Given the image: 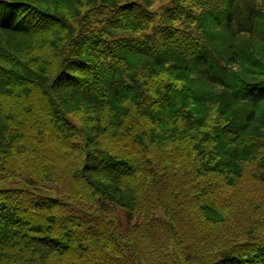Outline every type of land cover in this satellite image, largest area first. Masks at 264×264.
<instances>
[{
  "label": "trees",
  "instance_id": "obj_1",
  "mask_svg": "<svg viewBox=\"0 0 264 264\" xmlns=\"http://www.w3.org/2000/svg\"><path fill=\"white\" fill-rule=\"evenodd\" d=\"M191 216L264 264V0H0V264H164Z\"/></svg>",
  "mask_w": 264,
  "mask_h": 264
},
{
  "label": "rangeland",
  "instance_id": "obj_2",
  "mask_svg": "<svg viewBox=\"0 0 264 264\" xmlns=\"http://www.w3.org/2000/svg\"><path fill=\"white\" fill-rule=\"evenodd\" d=\"M71 111L73 113L78 112V114L83 113V110L80 108H77V107ZM231 148H233V146H231ZM190 161H192V159ZM57 178H58L59 182H61V183L54 182V183L48 184V186H47V188L50 189L52 192H53V190L54 191H62L63 187H65V185L63 183L67 184L70 181V179H71V183H73L72 182L73 178H71V175L69 174V172L67 170L65 172H61L57 176ZM99 181L104 184V186H103L104 191H107L108 193H110L107 196V199L109 202H110V196H111L112 191L114 192L113 194H115L117 196L115 198L116 201H111L110 205H111V208L113 209L114 213L118 217H120L122 221H125L126 220L125 205H123L122 203L119 202V198L123 199L122 195L126 196L128 194V191H130V189L133 187V180L126 179L122 184H120V186H119L120 187V193H118L117 191H114L117 184H114V182L111 178L101 177V179ZM252 189L253 188L249 189L250 193H248V195H247V196H250L251 198L254 197V193H253ZM104 191L100 192L99 195L104 194ZM96 197H98V194ZM208 197L209 196L207 195L204 199H198L191 206V208L194 209L199 205H207L206 201H208ZM238 204H240L239 207L240 206L243 207L242 210H245L246 207H249L248 205L251 203L247 202V201H241V200L239 201L238 200ZM173 205H176V204H173ZM173 207H175V206H173ZM178 208H179V206H178ZM155 214L159 218H162L163 220L166 217V214L162 210L157 211ZM143 220H144L143 218L139 220V218L136 217L134 219V223H137V222L142 223ZM190 220H192V221H189L188 219H186L184 221L177 220L175 222V225L171 228L172 232L176 228H180V230L182 232L181 238H180V235H178L176 237L183 240L184 243L182 242V245H177L180 256H176L175 254H173V253H176L175 251L171 252L170 256H167V254H160L164 264L167 261L169 262V264H217L221 260H223V256L221 254H219L220 252H222L225 249H228L229 247L233 246L235 243H237L240 240L245 242V243H247L248 241H251V239H249V237H242V236H244V234L238 232L240 235L236 233V235L234 234L233 237L225 238V240L223 242H221V241H219V235H218L219 232L217 230L213 229L210 226L209 222H205L206 220H204V221H200V222L196 223L194 226H192V222L193 221L195 222L196 220H194V216H191ZM225 223L227 225L229 224V223H227V220L225 221ZM132 225H134L133 222H132ZM226 229L227 228H225L223 230H226ZM241 230H245V227L242 226ZM172 232H170V233H172ZM242 232H244V231H242ZM175 233H179V231L177 232V230H175L173 232V234L175 235ZM185 233H186V236H184ZM168 239L171 240L169 246L174 247V245L176 244L175 238H173V239L168 238ZM254 241L258 242L256 240H254ZM154 246H153V250H151V252L153 251L154 254H157L156 251H159V250H155ZM169 246H167L164 250L168 251ZM158 257H159V255L156 256V259H158ZM64 263L67 264L66 261H64Z\"/></svg>",
  "mask_w": 264,
  "mask_h": 264
}]
</instances>
